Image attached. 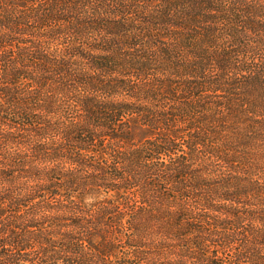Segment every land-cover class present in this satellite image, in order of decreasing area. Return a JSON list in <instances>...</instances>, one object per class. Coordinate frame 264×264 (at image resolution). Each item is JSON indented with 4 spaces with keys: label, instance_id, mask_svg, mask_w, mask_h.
I'll return each instance as SVG.
<instances>
[{
    "label": "trees",
    "instance_id": "1",
    "mask_svg": "<svg viewBox=\"0 0 264 264\" xmlns=\"http://www.w3.org/2000/svg\"><path fill=\"white\" fill-rule=\"evenodd\" d=\"M0 264H264V0H0Z\"/></svg>",
    "mask_w": 264,
    "mask_h": 264
}]
</instances>
